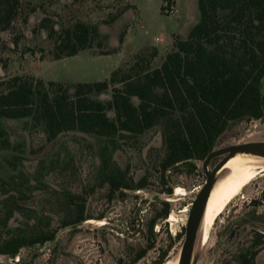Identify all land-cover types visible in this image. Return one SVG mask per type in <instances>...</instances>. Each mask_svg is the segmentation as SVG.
Here are the masks:
<instances>
[{
	"label": "rangeland",
	"instance_id": "obj_1",
	"mask_svg": "<svg viewBox=\"0 0 264 264\" xmlns=\"http://www.w3.org/2000/svg\"><path fill=\"white\" fill-rule=\"evenodd\" d=\"M44 16L58 31L80 21L96 26L99 35L91 48L54 59L53 39L37 27ZM199 18L198 0H22L20 16L0 34V80L19 75L71 87L105 80L117 67L143 73L162 61L151 46L164 56L173 37L185 38ZM93 97L107 101L111 89ZM107 115L114 118L115 112ZM38 116L33 110L0 118V245L16 234L24 240L47 232L54 239L26 243L14 255L0 253V264H179L189 211L206 180L203 160L193 161L194 168L180 163L162 172L159 124L138 135L106 139L69 130L49 140ZM260 118L231 124L213 149L264 142ZM222 157L212 159L208 170ZM113 166L130 189H110L106 176ZM212 223L204 244L198 225L190 264H236L249 248L257 252L254 264H264V169Z\"/></svg>",
	"mask_w": 264,
	"mask_h": 264
},
{
	"label": "trees",
	"instance_id": "obj_2",
	"mask_svg": "<svg viewBox=\"0 0 264 264\" xmlns=\"http://www.w3.org/2000/svg\"><path fill=\"white\" fill-rule=\"evenodd\" d=\"M198 8L200 18L187 36H174L159 66L143 73L117 67L105 80L71 87L19 75L0 80V118H21L37 110L49 140L69 130L106 139L138 135L159 124L165 149L158 164L161 171L180 163L194 168L193 161L203 160L226 128L264 112V0H198ZM21 9L22 0H0V34L11 29ZM37 27L53 39L54 59L91 48L99 35L96 26L80 21L58 31L47 16ZM108 89L109 100L93 97ZM113 168L106 176L110 189H130L122 171ZM9 215L2 217L4 224ZM35 233L23 235L24 240L19 234L3 239L0 253L14 255L26 243L54 239L47 232ZM251 249L241 253L236 264H254L257 252Z\"/></svg>",
	"mask_w": 264,
	"mask_h": 264
},
{
	"label": "bare ground",
	"instance_id": "obj_3",
	"mask_svg": "<svg viewBox=\"0 0 264 264\" xmlns=\"http://www.w3.org/2000/svg\"><path fill=\"white\" fill-rule=\"evenodd\" d=\"M261 169H264V157L238 152L216 171V180L199 223L201 244L207 241L212 222L218 214L236 195L238 196ZM164 264H176V262L170 260Z\"/></svg>",
	"mask_w": 264,
	"mask_h": 264
},
{
	"label": "water",
	"instance_id": "obj_4",
	"mask_svg": "<svg viewBox=\"0 0 264 264\" xmlns=\"http://www.w3.org/2000/svg\"><path fill=\"white\" fill-rule=\"evenodd\" d=\"M260 122H264V112L260 118ZM238 152L251 153L264 157V142L260 141H249L243 143L230 144L217 149L211 150L202 161V168L206 174V180L203 187L199 190L196 198L194 199L189 216L185 225V237L182 243L179 264H190L193 245L195 241V234L197 227L200 223L207 199L214 185L213 177L216 171L233 155ZM223 157L217 162V164L208 170L209 162L219 156ZM226 230V228H225ZM222 231V234L224 231ZM220 245L217 242L216 248Z\"/></svg>",
	"mask_w": 264,
	"mask_h": 264
},
{
	"label": "crops",
	"instance_id": "obj_5",
	"mask_svg": "<svg viewBox=\"0 0 264 264\" xmlns=\"http://www.w3.org/2000/svg\"><path fill=\"white\" fill-rule=\"evenodd\" d=\"M152 48H154V50L156 51V55H158V57H160V58H162V60H163V58H164V56H162L161 54H160V51L158 50V48L156 47V46H151ZM167 53V52H166ZM162 62V61H161Z\"/></svg>",
	"mask_w": 264,
	"mask_h": 264
},
{
	"label": "flooded vegetation",
	"instance_id": "obj_6",
	"mask_svg": "<svg viewBox=\"0 0 264 264\" xmlns=\"http://www.w3.org/2000/svg\"><path fill=\"white\" fill-rule=\"evenodd\" d=\"M252 180H253V179H252ZM178 189H180V187H176V190H178ZM216 218H217V217H216ZM88 221H89V222H93L92 219H89ZM99 223H100V224H103L104 222L101 220V221H99ZM164 263H166V261H165ZM164 263H163V264H164Z\"/></svg>",
	"mask_w": 264,
	"mask_h": 264
},
{
	"label": "built area",
	"instance_id": "obj_7",
	"mask_svg": "<svg viewBox=\"0 0 264 264\" xmlns=\"http://www.w3.org/2000/svg\"><path fill=\"white\" fill-rule=\"evenodd\" d=\"M170 13H174V10L171 9V10H170Z\"/></svg>",
	"mask_w": 264,
	"mask_h": 264
}]
</instances>
